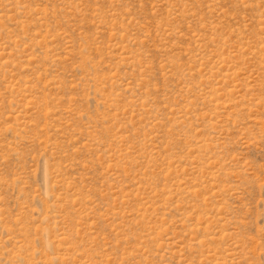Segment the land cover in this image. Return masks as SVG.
I'll list each match as a JSON object with an SVG mask.
<instances>
[{"label": "rangeland", "instance_id": "rangeland-1", "mask_svg": "<svg viewBox=\"0 0 264 264\" xmlns=\"http://www.w3.org/2000/svg\"><path fill=\"white\" fill-rule=\"evenodd\" d=\"M0 264H264V0H0Z\"/></svg>", "mask_w": 264, "mask_h": 264}]
</instances>
